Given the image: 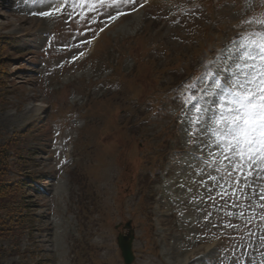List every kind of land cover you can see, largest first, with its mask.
Segmentation results:
<instances>
[{
    "label": "rangeland",
    "instance_id": "obj_1",
    "mask_svg": "<svg viewBox=\"0 0 264 264\" xmlns=\"http://www.w3.org/2000/svg\"><path fill=\"white\" fill-rule=\"evenodd\" d=\"M210 2L214 19L196 4L186 10L154 5L140 11L141 0H135L119 9L96 5L89 11L87 6L74 8L68 0L64 12L43 16L38 13L57 8V0H0V42H5L0 56L4 55L6 74L0 88V149L14 137L9 149L15 150V156L10 154L8 163L14 164L13 171L14 167L26 170L25 176L36 181L35 185L26 182L21 209L29 229H16L13 242L2 241L0 264H123L115 226L128 221L135 237L133 264H264V157L254 153L248 159L245 148L241 160L235 149L225 151L232 134L227 121L219 125L216 121L221 114L233 115L228 110L233 105L230 94L221 95L215 86V74H221L222 83L229 66L236 78L244 80L227 57L243 52L241 44L256 55L250 41L260 39L255 30L264 33V25L256 23L264 20L260 11L264 0ZM199 3L207 5L205 0ZM118 12L126 17L108 30V40L122 42L148 33L150 55L159 59L157 68L176 62L181 51L185 60L180 62L199 66L204 54L186 48L203 26L213 32L222 25L225 39L238 30H255L211 61L209 77L197 81L205 82L199 96L177 112L175 126L168 99L163 103L168 110L153 109L147 91L140 94V89L107 77L113 65L110 58L106 63L93 55L78 63L79 51L93 30L119 20L110 19ZM157 18L162 23L155 26ZM247 63L261 66L259 57ZM135 67L130 57L122 70L133 73ZM186 74L181 69L176 77ZM92 96L102 101L91 120L76 117L65 129L59 121L44 127L47 111L57 110L58 115L65 103L81 106L85 97ZM54 124L62 131L54 130ZM66 139L70 144L64 146ZM167 139L172 154L160 187L151 191L146 169L158 152L149 146L159 148ZM66 146L72 157L63 165L67 173L55 172L56 165L62 166ZM136 158L143 162L139 183L130 190ZM237 163L240 169L234 168ZM24 174L19 173V178Z\"/></svg>",
    "mask_w": 264,
    "mask_h": 264
},
{
    "label": "snow or ice",
    "instance_id": "obj_2",
    "mask_svg": "<svg viewBox=\"0 0 264 264\" xmlns=\"http://www.w3.org/2000/svg\"><path fill=\"white\" fill-rule=\"evenodd\" d=\"M44 2V0H40ZM72 6L84 7L87 6L89 11L95 10L96 5H106L119 9L121 4L135 3V0H71ZM68 3V0H64ZM53 8L49 12L38 13L39 15L49 16L53 12H59L63 8ZM123 13L118 12L116 16H111L110 19L115 20ZM250 23V21H245ZM264 25V20L256 21ZM260 36L259 42L250 41L251 45H255L256 55L252 51L247 50L245 44L240 46L245 50L237 54H230L227 58L231 60L232 65L239 70L240 74L244 76L241 81L236 78V73L233 72L232 67H226L224 72L223 82H220V73H216L217 83L216 88L220 90L222 95L228 92L231 96L229 112L233 113L230 117L220 115L216 121L217 125L227 121L229 130L231 132V141L225 151L236 150V154L243 160L245 156V148L247 149L248 159L252 158L254 153H261L264 157V33L258 34ZM259 57L261 66L248 65V60H255ZM251 68V71H244V69ZM194 87V85H189ZM199 110V109H198ZM235 141V144L232 143ZM225 159L229 157L225 156ZM235 169H240L239 163L234 165Z\"/></svg>",
    "mask_w": 264,
    "mask_h": 264
},
{
    "label": "trees",
    "instance_id": "obj_3",
    "mask_svg": "<svg viewBox=\"0 0 264 264\" xmlns=\"http://www.w3.org/2000/svg\"><path fill=\"white\" fill-rule=\"evenodd\" d=\"M5 42H0V54L4 49L2 46ZM4 64V55L0 56V88L5 86L4 83V69L2 65ZM2 90L0 91L1 99ZM15 138L12 137L9 142V146L0 149V252L1 244L3 240L10 241L15 235V230H24L26 227L29 229V220L26 219L25 215L22 214V204L25 202V190L24 186L26 183L19 178V173L25 172L24 176L27 174L26 170H20L15 168L13 171L14 164L8 163L10 154L15 156L14 147L12 150L9 149L12 142H15ZM20 170V171H19ZM23 176V177H24ZM31 176H28L27 181L31 180ZM26 178V177H25Z\"/></svg>",
    "mask_w": 264,
    "mask_h": 264
},
{
    "label": "water",
    "instance_id": "obj_4",
    "mask_svg": "<svg viewBox=\"0 0 264 264\" xmlns=\"http://www.w3.org/2000/svg\"><path fill=\"white\" fill-rule=\"evenodd\" d=\"M127 229H130V225L125 226ZM133 240L132 231H129V234L126 237H119L117 239V244L121 252V256L125 264H131L133 261V255L131 252V243Z\"/></svg>",
    "mask_w": 264,
    "mask_h": 264
}]
</instances>
